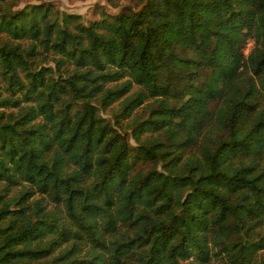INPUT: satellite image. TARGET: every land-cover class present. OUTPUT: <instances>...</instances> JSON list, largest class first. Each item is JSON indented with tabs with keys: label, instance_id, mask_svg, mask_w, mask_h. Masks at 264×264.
I'll return each instance as SVG.
<instances>
[{
	"label": "trees",
	"instance_id": "16d2710c",
	"mask_svg": "<svg viewBox=\"0 0 264 264\" xmlns=\"http://www.w3.org/2000/svg\"><path fill=\"white\" fill-rule=\"evenodd\" d=\"M132 2L0 6V264H264V0Z\"/></svg>",
	"mask_w": 264,
	"mask_h": 264
},
{
	"label": "rangeland",
	"instance_id": "374dc122",
	"mask_svg": "<svg viewBox=\"0 0 264 264\" xmlns=\"http://www.w3.org/2000/svg\"><path fill=\"white\" fill-rule=\"evenodd\" d=\"M43 1L52 2L54 7L61 11L80 14L84 22L97 19L103 9L109 13H116L124 6L133 5L132 0H6L4 2L0 0V6L15 10ZM209 264L223 263L214 259Z\"/></svg>",
	"mask_w": 264,
	"mask_h": 264
}]
</instances>
